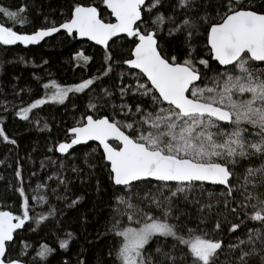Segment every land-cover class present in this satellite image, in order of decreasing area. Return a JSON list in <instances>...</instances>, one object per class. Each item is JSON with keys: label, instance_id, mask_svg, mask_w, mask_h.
<instances>
[{"label": "snow or ice", "instance_id": "snow-or-ice-1", "mask_svg": "<svg viewBox=\"0 0 264 264\" xmlns=\"http://www.w3.org/2000/svg\"><path fill=\"white\" fill-rule=\"evenodd\" d=\"M101 3L103 14L94 4L77 2L64 22L31 34L0 24V46L37 45L63 30L101 49V75L68 86L44 83V96L15 112L29 121L34 109L63 105L70 94L101 88L103 95L88 107L99 113L110 106L111 114H86L70 129V142L57 148L67 154L74 146L95 142L92 152H100L115 203L106 228L114 243L110 259L101 264H264V0ZM25 11L0 6L11 25L23 27ZM75 59L87 65L93 57L81 51ZM113 64L126 66L119 103L97 84ZM0 142L16 144L2 125ZM205 184L223 186L224 200L215 206L222 203L239 221L225 216L227 231L237 233L245 225L246 238L237 235L236 243L225 245L220 222L207 226L204 212L211 214L214 206L211 191L207 203L191 201L200 205L201 215L190 226L191 216L179 203L189 202L197 189L205 191ZM17 191L21 214L0 210V264L46 262L55 251L47 244L31 261L22 258L30 255L27 244L19 256L13 254L14 234L32 219L30 199L46 202L43 195L30 198L23 186ZM151 208L156 212L146 210ZM47 218L40 215L36 223ZM248 221L255 223L247 226ZM72 239L66 233L59 248L67 250Z\"/></svg>", "mask_w": 264, "mask_h": 264}, {"label": "trees", "instance_id": "trees-1", "mask_svg": "<svg viewBox=\"0 0 264 264\" xmlns=\"http://www.w3.org/2000/svg\"><path fill=\"white\" fill-rule=\"evenodd\" d=\"M77 2L94 4L102 14L105 11L101 0H0V6L10 11L25 7L26 11L22 15L27 17V23L23 27L11 25L3 15H0V22L13 26L18 32L32 33L40 28L51 27L54 23L58 26L64 22ZM215 2L212 0L213 4ZM256 2L259 4L260 0ZM202 48L200 45V50ZM81 51L93 57L87 65L75 59ZM176 54L183 56L182 51ZM102 63L100 48L65 34H59L37 47L0 46V125L16 141L15 145L0 142V210L21 214V199L17 191L21 186L30 198L43 195L46 200L37 202L30 199L32 219L15 235L14 256H19L27 244L30 255L22 258L31 261L39 246L47 244L55 251L46 262L41 261L40 264H78L81 260L84 264H101V261L110 259L108 253L113 247L114 238L106 234V228L112 219L115 203L100 152H92L95 144L79 147L68 155L57 152L60 143L71 140L70 129L86 114H111L110 106L102 108L99 113L91 112L88 107L90 100L96 102L95 98L103 95L101 88L70 94V99L63 105L48 103L34 109L29 113V121L20 120L15 115L19 108L27 107L35 99L44 96V83L51 80L63 86L80 83L83 79L101 75ZM125 70L126 66L113 64L112 72L97 81V84L114 93L116 103H119L120 74ZM5 106L8 111H4ZM17 171L21 173L19 178L16 176ZM60 180L65 183H60ZM38 185L41 187L37 191ZM203 187L205 191L197 189L190 195L189 202L179 203V208L191 216L190 226H195L201 215L198 211L200 205L191 201L207 203L208 192L211 191L215 193L212 198L214 206L211 214L207 209L204 212L208 216L207 226L212 228L215 221L220 222V238L225 245L236 243L237 235L246 238L245 225L237 233L227 231L229 224L225 216L229 217V221H239H235L222 203L219 208L215 206L216 200H224L219 194L223 188ZM78 197L79 202L72 205L71 201ZM141 207L146 206L142 204ZM146 210L156 212L155 208ZM40 215L48 218L37 224ZM254 223L246 222L247 226ZM68 232L73 234L69 248L60 249L58 242Z\"/></svg>", "mask_w": 264, "mask_h": 264}, {"label": "water", "instance_id": "water-1", "mask_svg": "<svg viewBox=\"0 0 264 264\" xmlns=\"http://www.w3.org/2000/svg\"><path fill=\"white\" fill-rule=\"evenodd\" d=\"M0 24H2V23L0 22ZM24 34H31V33H24ZM59 34H64L63 30H61V32H59V33H55V34H53V36H51V37H46L44 40H42V41H41L39 44H37V45H29V46H27L26 48H29V47H37V46H39V45H42L45 41H47V40H49V39H52V38L58 36ZM65 35H66V34H65ZM77 40H78V41H81V42H86V41L81 40V39H79V38H77ZM88 43L91 44V42H88ZM16 46H23V45H16ZM7 47H13V46H7ZM23 47H25V46H23ZM96 47L99 48V46H96ZM70 136H71V133H70ZM69 142H70V141H69ZM90 144H95V142H89V145H90ZM83 146H88V145H77V146H74V148L70 149L69 152H68L67 154H61L59 151H57V152H58V154H60V155H68V154H70L71 152H73L74 150H76L77 148H79V147H83ZM57 148H58V147H57ZM205 185L213 186V187H220V188H223V186H215V185H209V184H205ZM25 226H26V224H25ZM25 226H24V227H25ZM24 227L21 228V229H18V230H17V232L14 234V239H15V235H16L17 233L21 232V231L24 229Z\"/></svg>", "mask_w": 264, "mask_h": 264}]
</instances>
